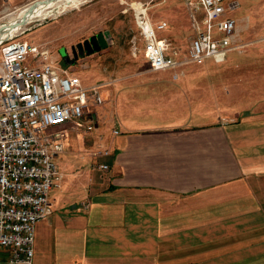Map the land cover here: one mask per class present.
Listing matches in <instances>:
<instances>
[{
    "label": "crops",
    "instance_id": "crops-1",
    "mask_svg": "<svg viewBox=\"0 0 264 264\" xmlns=\"http://www.w3.org/2000/svg\"><path fill=\"white\" fill-rule=\"evenodd\" d=\"M107 49L80 59L100 63ZM113 59L80 78L124 83L114 124L84 138L68 132L72 122L57 127L62 179L50 190L53 212L36 223L35 262L264 264V112L194 120L198 104L180 97L179 75L136 74ZM136 77L141 90L128 92Z\"/></svg>",
    "mask_w": 264,
    "mask_h": 264
},
{
    "label": "built area",
    "instance_id": "built-area-1",
    "mask_svg": "<svg viewBox=\"0 0 264 264\" xmlns=\"http://www.w3.org/2000/svg\"><path fill=\"white\" fill-rule=\"evenodd\" d=\"M240 0H196L195 35L184 55L167 36L165 19L154 20L144 2L133 6L144 56L152 70L176 69L213 57L225 61L238 46L237 18L229 14ZM201 11V17L195 15ZM141 47V48H142ZM139 46L135 44L134 50ZM101 83L85 85L68 65L27 39L4 42L0 55V264H39L34 260L36 223L54 210L50 190L62 172L55 156L64 150L54 129L83 119L95 127L93 106L104 102ZM58 125V126H57ZM117 132V130H115ZM107 148L101 154H108ZM102 169H108L101 162Z\"/></svg>",
    "mask_w": 264,
    "mask_h": 264
},
{
    "label": "rangeland",
    "instance_id": "rangeland-1",
    "mask_svg": "<svg viewBox=\"0 0 264 264\" xmlns=\"http://www.w3.org/2000/svg\"><path fill=\"white\" fill-rule=\"evenodd\" d=\"M34 1L0 0V20H7L10 12ZM140 2L146 3L151 18L167 20L168 27L160 30L159 35L167 36L180 49V54L184 55L195 35L192 6L196 0H71L65 10L56 12L58 8L54 5L49 8L53 9L49 16L35 18L15 31V34L2 38L0 55L4 42L20 38L38 44L54 56L62 55L55 57L84 81L97 77L98 67L108 65L113 57L122 60V65L129 62L128 67L138 71L136 74H148L158 79L165 75L175 76L173 71L152 70L144 56L133 9ZM229 14L238 19L236 42L240 46L231 50L225 61L216 62L213 57H208L203 61L191 60L177 68L180 78L177 79L179 83L175 85V89L179 90L183 100L198 104L196 110L192 111L194 120L208 118L215 121L222 115L225 116L224 119H236L244 114L264 112V0H240V7ZM200 17L201 11L195 15V19L198 18L200 22ZM105 28L111 31L115 40L107 47L106 54L110 55L108 61L98 63L96 59L86 56L85 59L80 57V60L70 64L66 62L64 52L72 54L71 46L76 39ZM243 38L255 40L247 45ZM135 44L139 46L136 51ZM140 78L127 81L128 92L141 90L138 84ZM123 84L113 82L101 86L103 96L106 93L104 100L107 99V102L93 106L99 111L97 129L86 130L88 121L84 116L78 121V129L70 127L68 132L82 133L84 138L100 128L111 127L114 124L111 114L115 111L113 95ZM124 92L122 89L121 97ZM73 121V125H76L77 121ZM68 124L70 122L62 126Z\"/></svg>",
    "mask_w": 264,
    "mask_h": 264
},
{
    "label": "bare ground",
    "instance_id": "bare-ground-1",
    "mask_svg": "<svg viewBox=\"0 0 264 264\" xmlns=\"http://www.w3.org/2000/svg\"><path fill=\"white\" fill-rule=\"evenodd\" d=\"M70 2L71 0H35L16 9V11L10 12V15L7 14L9 15L7 20H0V42L3 40L2 38L15 34V31L21 29L25 24L33 21V19L49 16L48 14H51L53 10L49 8L54 5H57V12L65 10Z\"/></svg>",
    "mask_w": 264,
    "mask_h": 264
},
{
    "label": "water",
    "instance_id": "water-1",
    "mask_svg": "<svg viewBox=\"0 0 264 264\" xmlns=\"http://www.w3.org/2000/svg\"><path fill=\"white\" fill-rule=\"evenodd\" d=\"M114 37L109 29L100 31L97 34H93L84 40L78 41L76 44H72L74 51L73 58H69L67 51L64 52L66 62L68 64L73 63L76 59H79L80 55L90 54L94 51L105 49L114 43Z\"/></svg>",
    "mask_w": 264,
    "mask_h": 264
},
{
    "label": "flooded vegetation",
    "instance_id": "flooded-vegetation-1",
    "mask_svg": "<svg viewBox=\"0 0 264 264\" xmlns=\"http://www.w3.org/2000/svg\"><path fill=\"white\" fill-rule=\"evenodd\" d=\"M106 29H108V28H105V29H102V30H97V31H95V32H91V33H89L88 35H85L83 38H81L79 41H81V40H84L85 38H87V37H90L91 35H93V34H97L98 32H100V31H104V30H106ZM78 42V41H77ZM77 42H75V44L77 43ZM71 53L72 54H69V52H67V55L69 56V58L71 59V58H73V56H74V51H73V49H72V46H71ZM86 55V54H85ZM81 56H84V54L83 55H80V57ZM79 57V58H80ZM65 58V57H64ZM66 60V59H65ZM77 60V59H76Z\"/></svg>",
    "mask_w": 264,
    "mask_h": 264
}]
</instances>
